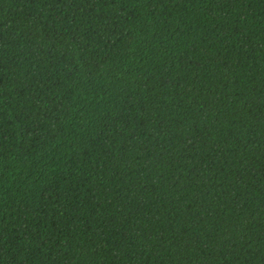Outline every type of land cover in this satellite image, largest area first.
Returning a JSON list of instances; mask_svg holds the SVG:
<instances>
[{
  "label": "trees",
  "instance_id": "16d2710c",
  "mask_svg": "<svg viewBox=\"0 0 264 264\" xmlns=\"http://www.w3.org/2000/svg\"><path fill=\"white\" fill-rule=\"evenodd\" d=\"M0 264H264V0H0Z\"/></svg>",
  "mask_w": 264,
  "mask_h": 264
}]
</instances>
